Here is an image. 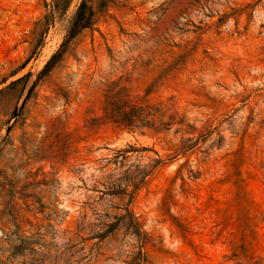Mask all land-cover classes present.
Here are the masks:
<instances>
[{"label": "rangeland", "instance_id": "1", "mask_svg": "<svg viewBox=\"0 0 264 264\" xmlns=\"http://www.w3.org/2000/svg\"><path fill=\"white\" fill-rule=\"evenodd\" d=\"M0 264H264V0H0Z\"/></svg>", "mask_w": 264, "mask_h": 264}]
</instances>
